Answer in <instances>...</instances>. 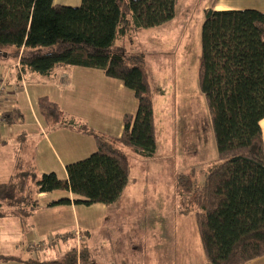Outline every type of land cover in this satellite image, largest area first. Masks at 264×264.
Listing matches in <instances>:
<instances>
[{
	"label": "trees",
	"instance_id": "16d2710c",
	"mask_svg": "<svg viewBox=\"0 0 264 264\" xmlns=\"http://www.w3.org/2000/svg\"><path fill=\"white\" fill-rule=\"evenodd\" d=\"M176 0H81L78 6L54 0H0V51L47 75L57 66L102 69L121 80L137 99L135 113L123 115L121 135H109L77 120L42 95L37 104L46 122L93 136L96 150L66 165L67 179L17 163L0 182V217L27 219L41 193L69 195L46 206L116 202L128 184L131 160L124 148L150 158L156 154L153 93L144 50L127 51L141 28L163 25L175 16ZM200 88L206 98L217 159L202 183L190 174L178 185L195 210L209 264H245L264 255V11L256 8L204 10ZM14 121L18 112L7 111ZM9 114V115H8ZM72 194V198L70 195ZM91 261L89 249L71 250L64 262ZM48 263V262H47ZM97 264V263H93Z\"/></svg>",
	"mask_w": 264,
	"mask_h": 264
},
{
	"label": "rangeland",
	"instance_id": "374dc122",
	"mask_svg": "<svg viewBox=\"0 0 264 264\" xmlns=\"http://www.w3.org/2000/svg\"><path fill=\"white\" fill-rule=\"evenodd\" d=\"M218 3L225 1L213 2ZM205 4L206 0H184L177 19L166 24L170 27L137 32L133 42H126L133 45L131 50L146 53L156 154L147 159L124 148L131 160L130 182L107 212L85 204L74 213L70 209L61 213L59 208L54 212L67 220L69 230L79 223L89 226V246L97 264H201L205 257L195 210L178 185L189 174L202 183L217 159L212 120L199 82ZM127 91L132 95L125 101L129 107L135 96ZM109 101L119 105L120 98ZM5 180L0 177V182ZM70 244L75 249L76 240L71 238Z\"/></svg>",
	"mask_w": 264,
	"mask_h": 264
},
{
	"label": "crops",
	"instance_id": "0c3cea01",
	"mask_svg": "<svg viewBox=\"0 0 264 264\" xmlns=\"http://www.w3.org/2000/svg\"><path fill=\"white\" fill-rule=\"evenodd\" d=\"M183 1L176 0L173 19L160 26L138 29L135 33L164 26L170 27L166 24L177 19L180 10L182 11ZM214 1L217 0H206L204 10L207 8L218 10L256 8L264 11V0H223L225 3L215 5ZM54 2L61 5L78 6L81 0H54ZM227 2L229 4H226ZM239 2L247 6L233 5ZM132 46L125 43L127 51L131 50ZM17 61L18 58L14 59L8 53L0 51L1 75L6 77L9 84L6 108L12 112L15 110L18 112L14 121L7 119L0 123V177L7 180L14 172L17 163L21 162L26 165H35L39 172L53 171L59 178L67 179L66 165L85 158L96 150L93 136L61 124L49 125L38 108L37 100L40 96H49L73 118L87 122L91 128L99 132L115 136L121 135L123 131V115L127 112L135 113L137 110L136 97L134 99L131 97L129 107L125 104L128 96H132L127 91L129 88L121 80L106 76L102 69L57 66L49 74L43 75L27 67L23 74L19 75L16 67ZM116 96L120 98L119 105L110 104L109 98ZM261 126L264 135V118ZM129 182L130 179L128 184ZM56 192H60L59 195H54ZM68 195L63 191L39 194V207L25 220L15 216L0 217V264L64 262L74 248L70 244L71 238L76 240L75 248L78 246L75 232L80 229L84 234L82 242H85V246L91 253V261L85 264L97 263L89 246V226L79 223L69 230L67 220L64 221V217L54 213L56 208H59L61 213L67 209L74 213L76 208L82 204H75L72 201L68 204L46 206L52 199ZM70 197L72 198V194ZM119 199L113 204H117ZM111 205L94 203L87 206H98L99 210L107 212ZM5 218H9L8 221ZM52 234L54 238L49 239ZM31 242L34 245H31ZM201 264L209 263L203 257ZM245 264H264V255Z\"/></svg>",
	"mask_w": 264,
	"mask_h": 264
},
{
	"label": "built area",
	"instance_id": "2783aa9c",
	"mask_svg": "<svg viewBox=\"0 0 264 264\" xmlns=\"http://www.w3.org/2000/svg\"><path fill=\"white\" fill-rule=\"evenodd\" d=\"M16 67L18 69V72H19V75H22L23 74V65L20 61V59L18 58V61L16 63ZM8 82H7V79L6 77L2 76L1 75V70H0V123L1 122H5L7 121V108H6V102H7V99H8ZM76 235H77V243H78V246H77V250L79 252V247L81 246V243L83 241V235L81 234V231L80 230H76ZM54 238V235L52 234L50 236L49 239H53Z\"/></svg>",
	"mask_w": 264,
	"mask_h": 264
}]
</instances>
